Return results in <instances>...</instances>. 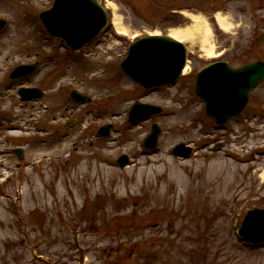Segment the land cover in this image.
Instances as JSON below:
<instances>
[{
    "label": "rangeland",
    "instance_id": "1",
    "mask_svg": "<svg viewBox=\"0 0 264 264\" xmlns=\"http://www.w3.org/2000/svg\"><path fill=\"white\" fill-rule=\"evenodd\" d=\"M53 2L0 0V264H264V242L251 246L237 232L249 210L264 209V123L245 120L264 113V81L258 106L222 127L195 93V73L210 62L264 60V0H99L108 26L79 51L44 28L39 14ZM188 15L206 19L212 49L182 41L187 66L176 84L144 89L123 74L134 40L169 35ZM35 61L32 75L10 77ZM25 86L45 94L22 101ZM73 89L91 100L75 103ZM136 101L163 111L131 123ZM154 123L158 144L145 149ZM106 124L111 135L97 136ZM181 142L196 150L191 158L172 154Z\"/></svg>",
    "mask_w": 264,
    "mask_h": 264
},
{
    "label": "water",
    "instance_id": "2",
    "mask_svg": "<svg viewBox=\"0 0 264 264\" xmlns=\"http://www.w3.org/2000/svg\"><path fill=\"white\" fill-rule=\"evenodd\" d=\"M41 19L52 35L63 38L72 49L77 50L105 29L109 15L97 0H55L52 8L41 13ZM5 24L6 20L0 18V30ZM258 40L263 41L264 34ZM186 59L187 49L182 42L169 35L154 34L141 37L131 44L126 58L121 62V68L135 82L145 88H154L177 82ZM36 67L37 63L19 66L11 76L28 75ZM263 79V61L239 68L231 67L226 61H216L196 73L195 90L205 103L207 115L221 125L244 109L249 92ZM19 93L23 100L43 95V91L35 87L20 88ZM72 96L83 102L89 100L77 91H73ZM161 111L159 106L136 102L130 110V120L135 122ZM109 132L110 126L100 130V134L107 135ZM159 133V126L154 124L151 134L145 140V146L154 147ZM15 152L23 158L21 149ZM174 152L190 156L191 149L180 144ZM118 163L124 167L129 163V158L123 155ZM239 234L251 243L263 242L264 209L250 210L242 222Z\"/></svg>",
    "mask_w": 264,
    "mask_h": 264
},
{
    "label": "bare ground",
    "instance_id": "3",
    "mask_svg": "<svg viewBox=\"0 0 264 264\" xmlns=\"http://www.w3.org/2000/svg\"><path fill=\"white\" fill-rule=\"evenodd\" d=\"M191 23L184 27L174 28L169 35L180 41H188L192 45H197L201 49L210 51L212 49L211 29L206 19L200 15H188ZM215 20L220 29L229 31L232 28V23L227 16L218 12L215 14ZM114 26L118 33L125 34L127 29L121 24L119 15L114 17ZM186 70V68H185Z\"/></svg>",
    "mask_w": 264,
    "mask_h": 264
},
{
    "label": "flooded vegetation",
    "instance_id": "4",
    "mask_svg": "<svg viewBox=\"0 0 264 264\" xmlns=\"http://www.w3.org/2000/svg\"><path fill=\"white\" fill-rule=\"evenodd\" d=\"M258 60V59H257ZM229 62V61H228ZM230 63V62H229ZM248 63V62H247ZM232 65V63H230ZM246 64V62L242 63L240 66ZM260 85V83L255 87V89L250 93L249 95V101L247 104V107L245 108V110L250 107L251 104H254V106H258V104L260 103V100L262 98V96L260 94H254L256 88H258V86ZM245 110L237 117L239 118L240 116H242V114L245 112ZM236 119V118H235ZM245 120H253L255 123L257 124H262L264 123V113L261 112H256V113H250V115L248 117L245 118ZM75 121V120H74ZM75 123L72 121V124ZM71 124V125H72ZM70 125V126H71Z\"/></svg>",
    "mask_w": 264,
    "mask_h": 264
}]
</instances>
